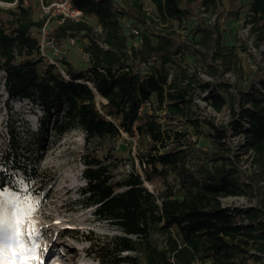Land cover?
I'll use <instances>...</instances> for the list:
<instances>
[{
  "label": "trees",
  "instance_id": "1",
  "mask_svg": "<svg viewBox=\"0 0 264 264\" xmlns=\"http://www.w3.org/2000/svg\"><path fill=\"white\" fill-rule=\"evenodd\" d=\"M0 1L15 4L0 8L7 15L0 20L5 98L26 100L43 113L38 131L27 130L36 142L33 154L20 152L28 137L8 129V148L0 151V190L16 188L15 171L29 183H41L39 163L48 149L47 136L60 138L80 129L85 141L84 205L120 231L107 241H91L101 264H264V185H259L264 181V77L234 85L215 64L229 61L220 19L238 18L240 0H228L233 9L222 8L214 24L200 20L194 26L197 6L216 11L225 0H132L136 12L117 0H69L98 24L66 19L50 29L49 37L59 48L71 38L87 40L85 68L59 60L67 77L41 57L40 3L33 7L24 0ZM143 1L156 6L162 22L176 21L188 29L185 37L151 26L139 35L127 32L125 18L135 19L136 26L146 25L147 19L154 22ZM249 12L256 46H264V0H250ZM187 54L207 60V73L216 85L204 84L197 70L183 65ZM197 88L209 91L208 107L230 110L228 125L202 117L194 102ZM152 105L155 111L171 110L170 125L159 121ZM183 124L188 127L179 128ZM203 128L211 144L207 151L193 141L204 134ZM125 134L137 141L141 171L133 164L116 181L114 171L123 160L117 141H126ZM239 135L245 136L242 149L251 153V164L261 172L247 180L231 146V138ZM146 183L164 189L156 194ZM245 195L256 203L223 206V199Z\"/></svg>",
  "mask_w": 264,
  "mask_h": 264
},
{
  "label": "rangeland",
  "instance_id": "2",
  "mask_svg": "<svg viewBox=\"0 0 264 264\" xmlns=\"http://www.w3.org/2000/svg\"><path fill=\"white\" fill-rule=\"evenodd\" d=\"M40 0H27L26 5L36 7ZM250 0H240L236 7L243 5V10L238 18L226 15L220 19L221 30L224 34V44L227 47L229 60L224 65V60L219 59L215 64L218 70L224 75V79L234 85H240L241 81L248 82L254 79L264 77V46H256V37L251 33L252 24L248 23ZM119 6L135 11L132 0H117ZM144 10L147 15L153 18L154 22L147 19V24L136 26L135 19L125 18L124 26L127 32L133 33V30L139 29L140 33L145 31L147 26L156 29L168 28L175 30L179 35L185 37L188 29L180 26L176 21L162 22L156 6L150 1H143ZM15 4H2L0 8H13ZM235 7V8H236ZM226 10L233 9L228 0L224 1V6L218 10H204V7L195 8L193 23L197 24L200 20L212 25L218 20V15ZM39 16V10L37 12ZM7 15L0 10V20L6 19ZM89 22L97 26L94 18H89ZM53 21L50 29L55 27ZM86 39H76L75 44L65 43L62 46V53L57 55L59 60L66 59L75 67L85 68L88 65L84 53ZM138 43V42H135ZM45 62V61H44ZM61 62V61H60ZM184 66L191 70H197L202 82L216 85L213 76L207 73V60L200 55L187 54L182 60ZM3 75L0 73V151H6L8 148V129L13 128L21 137H28L27 130L38 131L40 117L43 115L41 109L30 102L22 99L7 101L5 91L3 90ZM219 86L217 85L216 88ZM256 87H260L256 81ZM209 91H203L197 88L194 94V102L199 105L202 117L210 118L217 125H228L231 119L229 109L217 112L208 107L205 98ZM156 107V104L154 105ZM152 105L150 111L158 115L159 121L168 126L172 120L170 109L154 110ZM187 124L179 126L186 129ZM204 134L200 137L193 136V141L198 140L199 146L204 151L211 148L210 140L207 137V129L203 128ZM48 149L44 152L39 163L42 182H27L25 176L15 171V189L5 188L0 190V200L11 196L19 201V207L24 214L20 218L21 234L27 246H31L33 241L37 245V254L31 257V264H101L94 256V249L90 245L91 241L98 243L107 241L109 238L120 234L111 223L100 220L94 215V207L85 206L81 195V189L86 184L83 177L84 164L82 154L84 152V133L80 129L72 130L60 138L54 133L47 136ZM124 140L117 141V152L123 157L119 167L114 171L115 180H121L127 175L133 164L141 171L137 158V141L125 134ZM237 144V146H236ZM239 138L231 141V146L235 154L240 155V169L243 171V178L249 179L250 176L260 174L258 167L251 164V153H245ZM20 152H36V142L33 137H28L20 144ZM259 185H264L260 180ZM149 190L156 194L164 189L162 185L153 186L146 183ZM224 205L246 207L256 203L255 199L249 196H236L223 199ZM31 207V211H26ZM69 231V234H66ZM33 232L37 235L29 236ZM126 254V253H124ZM123 254V255H124ZM206 264H212L207 262Z\"/></svg>",
  "mask_w": 264,
  "mask_h": 264
},
{
  "label": "snow or ice",
  "instance_id": "3",
  "mask_svg": "<svg viewBox=\"0 0 264 264\" xmlns=\"http://www.w3.org/2000/svg\"><path fill=\"white\" fill-rule=\"evenodd\" d=\"M29 207L26 211H31ZM21 212L18 199L8 196L0 200V264H31V257L37 254L33 241L27 246L21 234ZM36 233L30 232L29 236Z\"/></svg>",
  "mask_w": 264,
  "mask_h": 264
},
{
  "label": "built area",
  "instance_id": "4",
  "mask_svg": "<svg viewBox=\"0 0 264 264\" xmlns=\"http://www.w3.org/2000/svg\"><path fill=\"white\" fill-rule=\"evenodd\" d=\"M24 2L25 4L28 3L27 0H24ZM0 3L7 4L1 1ZM39 3H40L39 18L44 20V25L41 28V39H40L41 57L44 59L46 63L54 64L61 71V73L65 77H67L66 72L61 66L59 59L57 58V55L63 52L62 48L57 47L54 44V40L49 37L50 25L53 21L62 23L66 19L73 21H84L88 18L84 15L82 10L75 8L69 0H55L52 2H46L45 0H40ZM133 33L139 35L140 31L139 29L136 30L134 29ZM75 41H76L75 39L71 38L69 39L68 43L73 45L75 44ZM86 60H88L87 56H86ZM1 74L5 75L4 72H1ZM147 106L149 107L150 103H148ZM234 138H239L240 144L238 145L243 146L245 144L246 139L244 135L234 136L231 138V141ZM223 206H227V205L223 204Z\"/></svg>",
  "mask_w": 264,
  "mask_h": 264
}]
</instances>
